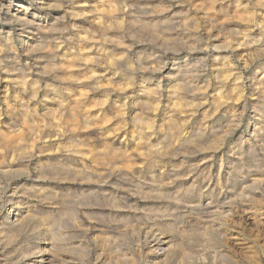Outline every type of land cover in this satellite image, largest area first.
I'll use <instances>...</instances> for the list:
<instances>
[{
  "label": "rangeland",
  "instance_id": "rangeland-1",
  "mask_svg": "<svg viewBox=\"0 0 264 264\" xmlns=\"http://www.w3.org/2000/svg\"><path fill=\"white\" fill-rule=\"evenodd\" d=\"M8 1L10 0H6V2ZM49 1H52L51 3L58 2V0ZM88 1L90 2V7L91 5L94 6L93 14L90 17V19H92L90 24L94 27L99 25V15L106 14L108 6L109 8H112L110 7L111 5L115 7V0H97L94 3L92 2L93 0ZM252 1L253 0H239L241 3L248 2L247 5L249 7ZM89 6L85 7L89 8ZM184 8L189 9V4ZM181 9L180 7H175L172 11L174 15H177L184 12L181 11ZM192 10L190 8L189 15L194 19L195 25L197 26L196 29L192 30V33H194V36L197 38V43L193 44V48L197 49L196 51L183 47L177 41L166 43L157 40L155 42L153 37H151V29H146L137 24L128 22L125 23L126 25L124 24L123 30L121 29L122 32L120 33L125 39L126 44H131L133 47L132 50H130V56L136 55L137 50L143 47L145 48V53H148V51L154 52L156 57L158 56L159 62H164L165 66L169 68L172 63L169 57H172V51L177 49L183 53L179 62L183 63L184 60H186L187 63L190 62L189 65H191L192 70V72L191 70L190 72L192 74L189 73L194 80L197 81L198 79V83L201 82V80L212 82V68L217 65L215 64V56L218 52L209 48L210 46L212 47V41L208 40L206 37L207 34L203 30L204 22L202 15ZM53 11L50 13L54 14ZM59 15H61V13H59ZM59 15L55 14L57 17ZM2 17H5L4 13L0 14V18ZM65 20L66 21L63 23L62 21L60 22L63 26L66 25L64 27L69 28L71 22H68L70 21L68 19ZM15 27L14 25L10 27L12 35L10 41H12L11 43L14 46H17L18 40L16 39V33L17 27L19 28V26L15 25ZM31 28L35 30L33 26H31ZM7 30L9 29L2 27L0 33L3 32V34H5ZM34 37H37V35ZM238 37L239 41H246L244 35L239 34ZM4 40L5 41L2 42H4L5 45L6 43L9 45V41L6 39ZM68 42V40H65L60 48H54L57 62L62 61L64 59L63 57L68 53L66 51L69 49L65 48V46L68 47V45H66ZM215 43L218 45L217 42ZM69 45L73 46L74 50L75 48H79V46H77V44L74 45V43ZM106 46H109V50L112 47L115 48L114 42L107 43ZM219 47L222 49L219 55L228 56L230 63L234 67V71L238 72L240 75V105L233 104L234 110L238 111L236 120L230 122L232 119L229 118V115L218 114L215 110L213 113L214 115H210V119H208L209 117L201 119V115L199 114L193 117L190 116V119H186L183 123L179 122L178 125L181 124V126H179L180 131L193 132L197 124L206 120L205 123L209 125L208 129L213 130V133H218L216 134L218 136L219 134L222 135L221 137L223 140L221 143L223 144H221L219 148L213 145V147H204V149L199 145L196 146L197 141L191 140L185 144L187 149L185 147L182 149L183 157L174 158L173 156H166L156 163L158 164L156 173L158 174L159 171L164 172L165 170V175H168L169 172L172 173L170 165L175 163L179 164L180 162L183 165L179 164V169L181 172L183 170L184 173L187 172L185 176L188 175V180L184 175L183 177L185 179L181 177L182 180L185 182L193 181V185L188 188H186L188 185H184L185 182L183 181L182 184L186 187L179 191L177 198L174 199L175 202L172 206L174 207L173 214L164 215V217L160 216L163 214L160 211L153 213L152 210H149L150 213L154 214L150 215V213L144 209L147 208L146 203L148 201L137 196L136 193L130 190L134 183H137L134 180L139 182L140 180L142 181L144 177L145 179H150L151 176L149 173L144 174L143 178H140L139 174H135L134 177L132 176L134 173H130L132 177L128 175L127 179H130L134 183L127 179L120 182L115 176L111 177L110 182L105 185V189L109 192H113V194L115 193L114 195L118 197L122 196L120 198L123 202L119 203V205L124 204L125 207H122V205L117 210H114L112 206H109V203L106 205V203L103 202L104 205L101 206V208H92L91 206L89 210L88 205L86 207L88 211L84 212L82 208H80L78 212L74 211V214L76 213L75 218L77 217L75 220H77L79 224L76 221L75 224L78 225H75L71 230L68 229L70 235L73 231L72 236H74V238H72L74 240H72L70 247L64 249V252H67L70 258V261L66 260L65 264H146L145 261L148 259L149 255L147 254V249L144 247V244L147 239L154 236V233L159 237H163L164 235L168 236V239H170L169 242H172L173 245L172 248H169L166 252L169 255L167 260H163V256H158L157 254L148 264H226L222 254H215V250L217 249H221L222 253L229 255V259L231 258L235 264H264V133L258 136H252L251 122L249 121L250 119L256 120L259 116L264 120V95L259 92V84L252 82L256 75L257 78H259L264 74V48L255 52H252L251 49L250 53L243 54L239 49H234V45L226 47L220 45ZM143 48L141 50H143ZM199 48L204 49L203 54L197 52ZM145 50L148 51L146 52ZM16 57L17 56H12L10 54L9 56L5 54L2 57L0 56V128L4 129L5 127V130H10L9 124L12 128L14 121L20 119L21 112L28 113L27 117L29 118L31 128L29 132H26L27 136L24 135V141L21 140V144L19 143L22 148L18 150L17 147L20 145H13L17 148V151L13 146H11L12 148L10 147V149L8 146L5 148L0 142V166L1 164L3 165L9 162L11 149H14V151H12V154L14 153L13 157L18 160L17 163L13 165L16 171H12L7 175L0 172V264H28L38 259L33 252L36 251L37 247L45 238L52 235L58 242L59 240H57V238L60 234L57 229L58 225H56V228L47 231L37 224L36 217H41L39 212L43 211L42 208H45L46 205L39 200L42 198L41 196L47 195L49 196L48 200L58 204L61 197H71L74 193L80 191L81 185L77 181L61 179L58 174H53L49 168H45V170L42 171V175L39 174L36 170L37 163L49 162V157L61 155L65 161L66 158H69V163L72 165L73 162L71 161L73 157L76 158L75 154L79 151H84L88 145L103 140L110 141V138L105 135L104 137L102 136L103 134L100 133L102 130L100 126H92L91 129L84 128L82 132L76 136L77 131L72 130V125L69 124L70 122L67 120L68 117H66L63 111L65 104L57 102L58 100L55 101L56 97L54 95H60L62 93L61 95H63V97L69 96L68 90L63 87H59L61 92L58 90V93L55 92V94L50 91L45 92L44 88H40L37 97L38 100L35 99L33 101L27 92L18 91V89L13 87L10 79L12 74L10 75V72L18 76L23 71L25 74L29 73L30 76L37 78L41 82H43L44 79L52 78V72L47 70L44 71L41 67L37 69L32 58H27L26 60V57L23 55H21V57ZM40 57L43 61V65L44 61L46 62L48 60V55L45 56L40 53ZM125 59L126 58H124L123 61H119L118 65H113L114 68H111L113 66H108V70L111 68L112 71L117 70L120 73L117 76L120 80L119 78H111L112 80H110V82L109 80L108 82L106 80V82H104L102 79L99 81L97 80V85L101 86L102 84V88L107 87L108 89L106 88L105 90H110V96L112 97H109V103L106 102L108 103L107 105L106 103L105 105L103 104L102 108L111 115L112 122H118L120 128L123 126L119 129L125 133V140L128 141V145L133 143L130 139L131 130H139L138 122H135V118H139L140 116V118L143 116H145V118L150 117L149 119L151 121L149 122H152L153 128L149 130L143 129V131L147 130L151 133V137H147L148 139L146 140V142L148 141L147 146L152 144L155 146H162L164 143V139L162 138L163 134L167 135L165 133V130L167 132V128L166 124H164L166 121L163 119V113L165 114V111H167L166 109L171 108L172 105L170 103L173 104L172 99L166 95L165 90L167 81L159 77V79L161 78L158 88L160 101L155 111L143 110L140 102H138V105H134L132 102L133 97H137L139 94L137 87H135L132 82L134 81L133 79H131L132 81L130 80V87L124 91V94L122 90H119L123 82L121 78L122 72L125 76H129L130 73L132 74V72L128 70V63ZM79 61L85 66V70H89L93 63L91 55L84 56V59H80ZM26 62L28 63L25 64ZM124 62H126V64ZM39 65L40 64H38V66ZM86 65L91 66L88 68ZM28 67L32 68V72L28 70ZM125 67H127V70ZM22 68L23 70L20 71ZM120 69L123 70L119 71ZM92 74L95 76L96 72ZM125 76H123V79ZM127 76L125 81L127 79L129 80ZM54 82L56 83L55 80ZM200 84L202 83L198 85ZM54 85H58V83ZM213 86L214 85H208V87L205 88L206 86L202 85V87H198L197 91H207L206 95H208L207 97L210 99L212 95L218 94V92L213 89ZM104 91H97L94 97L102 98L104 96ZM43 92L44 94L47 93L45 95L48 96L45 102L41 101ZM125 94V105L121 107L122 115H118V117L114 116L113 108L117 106L112 105H115L117 102L115 100H119V98L122 103L124 99H122L120 95L123 96ZM138 98L140 99L139 96ZM138 98L136 99L137 101ZM115 119L116 121H113ZM262 124L263 126H261V128L264 129V123ZM7 126H9V129ZM208 129H206V131H208ZM182 133L183 132H181V134ZM205 138L199 137L197 140L205 141ZM214 143L217 146L218 142ZM182 150H180V152H182ZM180 159L181 161H179ZM135 162L138 161L135 160ZM26 165L27 167H25ZM36 178L40 179L35 183L33 181L36 180ZM217 178L220 180L218 181ZM253 178L256 179L254 182L250 180ZM25 179L28 180L24 181ZM119 183H122V185ZM95 187L97 189L96 193L98 191L96 195H98L99 188L97 186H94V188ZM242 187H244L247 193L250 192L251 194L253 191L255 192H253L251 199L246 195L240 194ZM169 189L172 190V188ZM9 196L18 206L22 205V208L24 206L23 209L30 207L34 209V213L36 212L35 216L28 218L19 230L12 229L7 223V217L9 216L8 212L11 210L9 202H7L8 199H10ZM101 196L100 194L98 195V200L100 202L103 201V196L102 199ZM241 201L249 205L245 204V207L248 206L250 207L249 209H253L250 210L252 213L255 212L253 217H249V214L242 210ZM208 204L210 205L207 206ZM223 210L226 212H223ZM144 213L149 215L147 217H139L141 214L144 215ZM37 214L39 215L37 216ZM42 217H44V215ZM211 220L222 224L220 228L221 231L219 232L222 235L221 237L218 235L219 233L214 230V227L209 225ZM57 253H62V250L58 249ZM131 257H133L134 260H132ZM56 262L55 264H59Z\"/></svg>",
  "mask_w": 264,
  "mask_h": 264
},
{
  "label": "bare ground",
  "instance_id": "bare-ground-1",
  "mask_svg": "<svg viewBox=\"0 0 264 264\" xmlns=\"http://www.w3.org/2000/svg\"><path fill=\"white\" fill-rule=\"evenodd\" d=\"M96 1L97 0H93L92 2L94 3ZM51 2L49 0H10L8 2H6V0H0V14H5L4 18H0V31L2 27L9 29L5 34H3V32L0 33V56L2 57L4 54L9 56L10 54L12 56L21 57V55H23L26 57V60L27 58H32L37 69L41 67L44 71L47 70L52 72V78L44 79V81L41 82L37 78L30 76L29 73L25 74L22 68L20 69L22 72L20 74L18 73V76L10 72V75L12 74L10 78L12 85L18 89V91L27 92L29 97L32 98V101L35 99L38 100L37 97L40 88H44L45 92L50 91L55 94V92L58 93L59 87H63L68 90L69 96L63 97V95H61L62 93L60 95H54L56 97L55 101L58 100L57 102L65 104L63 111L66 117H68L67 120H69V124L72 125V130L77 131L76 136H78L84 128L91 129L92 126H100L102 129H100L102 131H100V133L103 134V137L105 135L110 138V141L103 140L105 142H94V144L88 145L84 151H79L80 153L78 152L75 154L76 158H72V165L69 163V158H66L65 161L61 155L49 157V162L37 163L36 170L39 174L42 175V171L45 170V168H49L53 174H58L61 179L77 181L81 187L80 191L74 193L71 197H61L58 204L48 200L49 196L47 195L41 196L42 198L39 201L46 205L45 208H42L43 211L39 212L41 217H36L37 224L47 231L56 228V225H58L57 229L60 234L57 240L59 241L57 242L50 234L51 236L45 238L37 247L36 251L33 252L38 259L28 264H55L56 261L59 264H65L66 260L70 261L64 249L70 247L72 240H74V236H72L73 231L70 235L68 229L71 230L75 225L77 226L79 224L78 221L75 220L77 217L75 218L76 213L74 214V211L78 212L80 208H82L84 212L88 211L86 209L88 205V208L91 206L92 208H101L104 203H106V205L109 203V206H112L114 210H117L122 205V207H125L124 204L119 205V203L123 202L120 198L122 196L118 197L114 195L115 193L113 194V192H109L105 189V185L110 182L113 176L121 182L127 179L130 173H134V175L131 174L134 177L135 174H139L140 178H143L144 174L149 173L151 178H147L148 180L144 177L142 181L140 180L138 182L131 178L137 182L136 184L130 179H127L134 183L130 190L136 193L137 196L148 201L146 203L147 208H144L148 212L149 210H152L153 213L160 211L163 213L160 215L161 217L170 215L174 212V207H172L175 202L174 199L177 198L179 191L186 187L184 185H188L186 187L188 188L193 185V181L185 182L182 180L181 177H183V175L188 180V175L185 176L187 172L184 173V170L181 172L179 169L180 165H183L180 162V165L178 163H170V170L172 173L166 172L168 175H165V170L164 172L158 170L159 173L157 174L156 169H158V164L156 163L166 156H173L174 158L183 157L182 149H184L186 146L185 144L191 140L197 141L196 146L199 145L203 148H210L213 147V145L219 148L221 144H223L221 143L223 140L221 137L222 135L219 134L218 136L216 135L218 133H213V130L208 129L209 125L205 123L206 120L197 124L193 132L180 131L179 126H181V124L178 125V123H183L186 119H190V116L193 117L199 114L201 115V119L205 117H209L208 119H210V115H212L215 110L218 114L229 115V118L232 119L230 122L236 120L238 111L234 110L233 104L240 105V75L238 72L234 71V67L230 63L228 56L219 55V53L222 52L219 46L226 47L234 45V49H239L243 54L250 53L251 49L252 52H255L264 48V0H253L250 7L247 5L248 2L241 3L239 0H115V5L113 4L115 7L110 4L112 8L108 6L106 14L103 12L104 14L99 15V25L96 27L90 24L92 20L90 17L93 14L94 6L91 5L90 7V2L88 0H58V2L55 3ZM187 4H189L191 10L193 9L202 15L204 22L203 30L207 34L206 37L208 40L212 41V47L210 46L209 48L218 52L215 56V64L217 65L212 68L213 81L201 80L200 77L201 82L199 83H202L200 85H198V79L196 81L190 76L192 72L191 65H189L190 62L187 63L186 60H184L183 63L179 62L183 54L179 50L175 49L172 51V57H169L172 63L170 67L167 68L164 62H159L158 56L156 57L154 52L145 50L146 52L148 51V53H145V48L143 47H141L143 50H137L136 55L130 56V50H132L133 47L131 44H126L125 39L120 33L122 32L121 29L124 24L130 22L140 27L151 29V37H153L155 42L157 40L166 43L177 41L183 47L196 51L197 49L193 48V44L197 43V38L194 36V33H192V30L196 29L197 26L195 25L194 19L189 15L190 8H184ZM85 6H89V8ZM175 7L182 8L181 11L184 12L180 11L181 13L174 15L172 10ZM51 10H54V14L50 13L52 12ZM59 13H61V15H59ZM55 14L59 16L57 17ZM65 19L70 20L68 22H71L69 27L71 30L68 27H64L66 25H62V23L66 21ZM60 21H62V23ZM11 25H14V27L15 25L19 26V28L17 27L16 33V39L18 40L17 46H14L11 43L12 41H10L12 38L10 32ZM31 26H33L35 30H33ZM239 34L244 35L246 41H239ZM35 35H37V37H34ZM4 39L9 41V45L8 43L5 45V43L2 42L5 41ZM65 40L69 41L68 44H66L68 47L65 46V48L69 49L66 51L68 52L66 53L67 57L65 56L63 57L64 59L62 58V61L57 62L54 48H60ZM110 42H114L115 48L112 47L109 50L108 47L111 45L106 46V44ZM215 42H217L218 45ZM73 43L74 45L77 44L79 48H75L74 50L73 46L69 45ZM197 52L203 54L204 49L199 48ZM40 53L45 56L48 55V60L46 62L44 61L43 65ZM87 55H91L93 61V63L91 62L92 66L86 65L88 68L91 66L89 70H85V66L79 61L80 59H84V56ZM124 58H126L128 70H130L132 74L130 73L131 76L126 75L129 80L127 79L128 81H125L126 76L123 75L122 72L121 78L123 82L119 90H122L124 94V91L130 87V80L133 79L134 81H131L134 83L135 87H137L140 99L138 96L133 97L132 102L134 105H138V102H140L143 110L155 111L160 101L158 88L161 78L159 79V77L167 81L165 90L166 95L172 99L173 104L170 103L172 105L171 108L166 109L167 111H165V114L163 113V119L166 121L164 124H166L167 128V132L165 130V133L167 135L163 134L162 138L164 139V143L162 146H155L154 144H148L150 146H147L148 141L146 142V140L148 139L147 137H151V133L147 130L143 131V129L149 130L153 128L152 122H149L151 121L149 119L150 117L145 118V116H143L140 118L141 116H138L139 118H135V122H138L139 130H135L136 132L131 130L130 139L133 143L131 142L132 144L128 145V141L125 140V133L120 130L123 126L120 128L118 122H112L111 115L102 108L103 104L105 105L106 102L109 103L110 101H108L109 97H111L110 90L106 91L105 89L107 87H103V89L102 84L98 86L97 80L99 81L102 79L104 82H108L109 80L110 82V80H112L111 78H119L117 76L120 73L116 70L117 68L115 69L116 71H112L111 68H114L113 65L115 64L118 65L119 61H123ZM27 63L28 62L25 64ZM124 63L126 64V62ZM38 64L40 65L38 66ZM108 66H113L109 69L112 72L108 70ZM125 68L127 70V67ZM28 70L32 72L31 67H28ZM121 70L123 69L119 71ZM93 72H96L95 76L92 74ZM123 76H125L124 79ZM54 80L58 85H54L56 84ZM114 82L113 80V83ZM252 82L259 84V92L264 95V74L259 78H257L256 75ZM202 85L206 86L205 88H207L208 85H214L213 89L216 90L218 94L212 95L209 99V97H207L208 95H206L207 91H197L198 87H202ZM99 90H105L104 96L102 98L100 96V98L94 97V94ZM59 92L61 91L59 90ZM42 94L43 97L41 101L45 102L47 100L46 97H48L45 95L47 93L44 94L43 92ZM126 94L123 96L120 95L121 98L124 99L122 103L120 98L119 100H115L117 101L116 104L113 103L115 105L112 106H117L114 108L111 107L113 108L114 116L118 117V115H122L121 107L125 105ZM137 98L138 101L136 100ZM108 103H106V105ZM27 115L28 113L21 112L20 119L14 121L13 127L11 128L10 124V127L7 126L10 130H5V127L4 129L0 128V142L5 148L8 146L10 149L11 146L19 144L20 141L23 140L24 135L27 136L26 132H29L31 128ZM116 119L113 121H116ZM249 121L251 122L252 136H258L264 133V129L261 128V126H263L262 123H264L263 118L259 116L256 120L250 119ZM206 129H208V131H206ZM181 132L183 133L181 134ZM199 137H206L205 141L197 140ZM214 142H218L219 145L217 144L216 146ZM14 147L15 146H13V148ZM17 148L19 150L22 147L20 145ZM180 150H182V152H180ZM12 151H14V149H11L9 162L3 165L1 164L0 166V172L6 175L12 171H16L13 165L16 164L18 160L13 157L14 153L12 154ZM135 160L138 162H135ZM179 161H181V159ZM25 167H27V165ZM131 175L130 177H132ZM184 177L183 179H185ZM38 179L40 178H36L33 182H38ZM27 180L28 179H25L24 181ZM217 180L219 181L220 179L217 178ZM250 180L254 182L256 179L253 178ZM183 181L185 182L184 185L182 184ZM119 184L122 185V183ZM94 186L99 188V194L103 196V201L100 202L98 200L99 194L96 195L98 191L96 193L97 189L96 187L94 188ZM169 188H172V190ZM240 191L241 195H246L250 199L254 192L253 191L251 194L250 192L247 193L244 187H242ZM9 198L7 202H9L11 210L8 212L9 216L7 217V223L12 229L19 230L28 218L35 216L36 212L34 213V209L30 207L23 209L24 206L23 208L21 207L22 205L18 206L15 201H12L13 199H11L10 196ZM245 204L248 205L245 202L241 203L242 210L249 214V217H253L255 212L252 213L250 211L252 208L249 209V205L245 207ZM209 205L210 204L207 206ZM90 209L91 208H89V210ZM223 212L226 211L223 210ZM41 214H43L44 217H42L43 215ZM38 215L39 214H37V216ZM148 215L149 214L144 213V215L141 214L139 217H147ZM150 215L154 214L150 213ZM76 221L78 224H75ZM209 225L213 226L214 230L218 233L221 231L220 228L222 224L220 222L217 223L211 220ZM218 235H220V237L222 236L220 233ZM169 241L170 239H168V236L164 235L163 237H159L155 233L152 238L147 239L144 247L147 249L149 257L145 263L148 264L157 254L158 256H163V260H167L169 255L166 252L169 248H172L173 245L172 242ZM58 249L62 250V253L58 254ZM215 254H222L226 264H235L231 258L229 259V255L222 253L221 249L215 250ZM131 259L134 260L133 257H131Z\"/></svg>",
  "mask_w": 264,
  "mask_h": 264
}]
</instances>
